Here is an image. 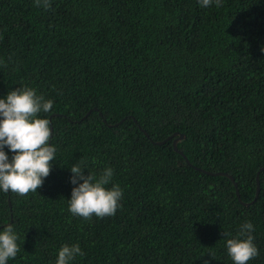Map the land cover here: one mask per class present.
I'll use <instances>...</instances> for the list:
<instances>
[{
  "label": "trees",
  "instance_id": "16d2710c",
  "mask_svg": "<svg viewBox=\"0 0 264 264\" xmlns=\"http://www.w3.org/2000/svg\"><path fill=\"white\" fill-rule=\"evenodd\" d=\"M222 3L0 0V98L52 100L39 118L57 150L37 192L0 190V231L13 224L21 248L6 264H56L65 244L84 253L71 264H233L245 222L248 264H264V0ZM81 159L85 175L113 169L114 216L69 213Z\"/></svg>",
  "mask_w": 264,
  "mask_h": 264
},
{
  "label": "clouds",
  "instance_id": "9594fccd",
  "mask_svg": "<svg viewBox=\"0 0 264 264\" xmlns=\"http://www.w3.org/2000/svg\"><path fill=\"white\" fill-rule=\"evenodd\" d=\"M198 3L203 8L213 4L218 8L223 6L222 0H198ZM34 6L47 10L51 7V0H34ZM52 108V100H46L28 86H21L10 91L5 98H0V190L3 192L26 196L37 192L49 176L57 150L49 143L50 120L39 117ZM5 148L12 153L11 158ZM85 168L83 159L70 167V183L75 187L68 200L69 213L84 220H90L93 215L99 219L114 216L121 207L123 191L118 184L108 187L113 169L106 167L97 176L89 172L85 175ZM253 231L254 225L245 222L236 236L226 240L227 254L233 264H248L259 255ZM222 236L229 237L231 234L223 232ZM19 239L13 224L3 227L0 231V264L16 258L21 250ZM83 255L79 244H65L58 252L56 264H71L75 257Z\"/></svg>",
  "mask_w": 264,
  "mask_h": 264
},
{
  "label": "water",
  "instance_id": "95a60500",
  "mask_svg": "<svg viewBox=\"0 0 264 264\" xmlns=\"http://www.w3.org/2000/svg\"><path fill=\"white\" fill-rule=\"evenodd\" d=\"M172 136H175V134L174 135H172ZM183 138V136L182 135H179L178 137H175L173 140H172V147H173V150L175 151V152H177V153H179L178 151H177V148H176V144H177V142H179L181 139ZM169 138H167V139H164L163 141H161V142H158V144H163L165 141H167ZM180 154V153H179ZM261 170V169H260ZM203 173H205V174H207V175H219V176H225L224 174H222V173H214V174H211L210 172H204L203 171ZM227 178L230 180V182L232 183V186L235 188L236 187V185H235V183H234V181H233V179L230 177V176H227ZM255 191H254V197H253V199H252V201L250 202V203H248V204H251L253 201H255V199L257 198V194H258V174L256 173L255 174ZM235 196H236V199L239 201V203L242 205V206H247L248 204L247 203H242V202H240V200H239V198H238V193H237V191L235 190Z\"/></svg>",
  "mask_w": 264,
  "mask_h": 264
}]
</instances>
